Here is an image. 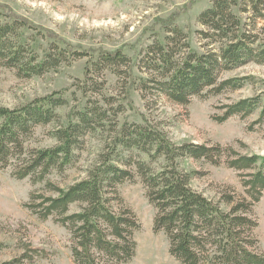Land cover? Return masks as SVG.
I'll use <instances>...</instances> for the list:
<instances>
[{
    "label": "trees",
    "instance_id": "1",
    "mask_svg": "<svg viewBox=\"0 0 264 264\" xmlns=\"http://www.w3.org/2000/svg\"><path fill=\"white\" fill-rule=\"evenodd\" d=\"M240 4L245 6L244 13L251 6L253 31L234 12ZM1 8L0 72L9 69L20 79H32L62 64L89 59L84 81L75 86L85 96H102L101 100L89 98L83 108L74 106L66 123L59 111L69 105L66 93L70 88L23 107L0 106V168L10 169L18 181L30 179L34 184H45L52 196L33 193L26 208L39 220L51 219L69 232L75 264H128L136 257V234L142 225L119 188L137 180L156 211L154 233L167 237L170 255L180 264H264V251L259 249L255 234L259 222L253 216L264 192V157L242 155L232 146L219 143L177 145L148 121L120 126L118 118L125 112L123 102L131 105L129 91L137 84L131 59L122 50L93 56ZM175 17L162 23L170 36L166 41L157 39L141 60L140 69L148 74L141 83L142 92L186 107L194 98L238 90L252 80H221L225 72L250 63L264 65V42L257 29V22L264 21V0H216L198 19L205 28L199 32L206 42L202 53L192 49L188 35L175 24ZM26 30L38 31L36 37L48 41L42 57L23 40ZM104 70L119 78L123 105L114 107L116 100L102 93L104 83L96 75ZM223 109L224 115L215 117L219 123L234 116L246 119L259 111V123H264L261 97L240 100ZM53 124L50 134L55 146H28L38 128ZM92 135L102 136L104 145L87 177L65 188L52 183L53 174L63 176L76 165L84 140ZM185 161L235 170L247 196L224 191L220 202H214L193 188V180L202 175L182 169ZM4 248L0 243V253ZM23 250L21 257L2 264H35L36 256L43 253L31 245Z\"/></svg>",
    "mask_w": 264,
    "mask_h": 264
},
{
    "label": "rangeland",
    "instance_id": "2",
    "mask_svg": "<svg viewBox=\"0 0 264 264\" xmlns=\"http://www.w3.org/2000/svg\"><path fill=\"white\" fill-rule=\"evenodd\" d=\"M215 1L0 0V8L25 18L39 31L52 35L57 40L91 52L93 56L102 51L122 50L131 59L133 77L137 84L129 91L131 105L123 102L125 112L118 118L120 126L125 122L142 125L148 121L165 132L177 145L219 143L232 146L242 155L264 157V123H259L260 111L246 119L234 116L224 123L215 119L224 115L223 107L226 105L256 97H261L264 101V65L250 63L225 72L221 80L245 77H251L252 80L238 90L194 98L186 107L141 91V83L148 78V74L140 69L141 60L157 39L166 41L170 36L162 23L176 15L175 24L188 35L192 49L202 53L206 42L201 40L199 32L205 28L198 19ZM242 5L235 8L234 12L240 15L245 24L248 23V30L253 31L254 14L250 11L251 6H247L248 13H244L245 6ZM257 29L263 43L264 21L257 22ZM35 33L26 30L23 40L42 57L48 41L36 37ZM88 61L89 59H80L71 64H62L59 68L32 79H20L15 71L2 70L0 106L11 109L23 107L35 99L70 88L66 93L69 105L59 111L62 121L66 123L67 114L74 106L83 108L89 98H102L93 93L85 96L75 86L84 81ZM96 76L99 82L104 83L102 93L116 100L114 107L121 105L124 95L119 89V78L107 70ZM54 128V124L38 128L28 146H55L56 141L50 134ZM84 142L82 150L78 152L76 165L63 176L53 174L50 177L52 183L65 188L87 177L103 151L104 141L102 136L92 135ZM181 167L201 173V177L193 180L192 186L214 202H220L224 191L247 196L238 172L226 166L214 167L202 162L185 161ZM36 192L52 196L45 190V184H34L30 179L18 181L12 176L10 169L0 168V243L5 245L0 253V264L21 257L27 245L43 252L39 258L36 256L35 264H75L69 232L51 219L46 222L39 220L26 208L31 195ZM119 193L125 203L136 212L142 225L141 231L136 234V257L128 264H180L170 255L167 237L154 233L156 211L149 205L141 181L125 183L119 188ZM222 207L229 209L225 204ZM253 216L259 222V228L255 232L260 241L259 249L264 251V192L261 201L255 205Z\"/></svg>",
    "mask_w": 264,
    "mask_h": 264
}]
</instances>
